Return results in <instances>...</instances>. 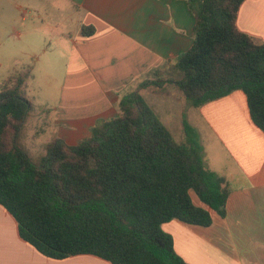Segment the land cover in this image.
Wrapping results in <instances>:
<instances>
[{
    "label": "trees",
    "instance_id": "obj_1",
    "mask_svg": "<svg viewBox=\"0 0 264 264\" xmlns=\"http://www.w3.org/2000/svg\"><path fill=\"white\" fill-rule=\"evenodd\" d=\"M194 18L192 45L169 61L191 107L235 91L264 133V40L241 32L245 0H183ZM81 35L94 34L82 26ZM30 69L0 85V206L20 239L52 260L89 255L110 264H187L162 225L173 220L209 227V211L226 215L233 184L210 171L198 133L182 118L177 142L139 93L123 98L117 118L91 129L75 146L55 139L35 163L19 143L32 109L23 89Z\"/></svg>",
    "mask_w": 264,
    "mask_h": 264
},
{
    "label": "crops",
    "instance_id": "obj_2",
    "mask_svg": "<svg viewBox=\"0 0 264 264\" xmlns=\"http://www.w3.org/2000/svg\"><path fill=\"white\" fill-rule=\"evenodd\" d=\"M51 6L50 11L61 12L63 18L68 13L74 30L59 29L65 20L42 22L46 23L42 43L50 39L61 44L66 71L60 100L52 106L53 132L48 144L61 139L69 146L77 145L94 126L117 118L120 101L131 93L152 103L167 85L154 83L175 70L169 61L192 45L194 18L183 0H55ZM236 25L241 32L264 40V0H245ZM82 26H92L94 34L83 37ZM47 51L51 52L50 48L32 54L35 68ZM55 58L56 54L53 65L58 61ZM44 66L49 76L52 68ZM169 112L176 116L173 109ZM196 112L200 115L196 124L206 126L220 151L213 157L217 164L204 154L205 165L231 182L235 190L228 196L225 217L191 193L194 205L209 211V227L173 220L162 229L172 237L176 253L187 264H264V133L252 123L241 91L207 103ZM30 117L31 112L25 124ZM158 118L164 125L177 121L172 116ZM181 122L179 129L175 128L177 133H182ZM25 139L20 136L19 143L26 146ZM0 264L110 263L89 255L45 258L20 239L15 220L0 206Z\"/></svg>",
    "mask_w": 264,
    "mask_h": 264
},
{
    "label": "rangeland",
    "instance_id": "obj_3",
    "mask_svg": "<svg viewBox=\"0 0 264 264\" xmlns=\"http://www.w3.org/2000/svg\"><path fill=\"white\" fill-rule=\"evenodd\" d=\"M53 3L55 0H0V85L9 75L30 69V76L23 93L24 97L32 104L31 117L24 125L20 136L23 135L26 138V146L21 145L36 164L45 155L44 146L52 138L53 131L50 125V120L54 118L52 106L60 100L61 86L66 73L62 62L64 58H61V53L65 55V51H62L61 44L50 42V39H47V43H42L46 35L44 25L60 19L66 21L59 27L60 30H74L70 24V18L66 15L68 13L63 18L64 15L61 12L52 13L50 11ZM43 21L46 23H42ZM45 48H50L51 52L47 51L35 68L31 56L33 53H41V50ZM55 54L57 56L55 59L58 61L53 65L52 59ZM47 64H50L52 68L49 76L44 73V65ZM160 77L163 79L162 75ZM164 77V80L168 78L176 81L180 78V73L173 70L172 73ZM146 101L154 107L155 113L162 120L171 116L174 119L177 118V121L173 119L172 124L166 123L165 126L171 129L174 139L179 143L185 139L184 133L179 131L177 133L175 130V128L179 129L180 120L182 121L183 118L188 124H194L195 128H193L199 134L203 154H206L210 163L217 164L218 160H214L213 157L216 152L220 153L218 147L213 144L211 134L209 131L207 132L206 126L196 124L200 120V115L195 108L191 107L190 102L185 100L175 84L167 83L162 88V93L155 95L152 103L149 102L150 100ZM46 108L48 109L46 110ZM171 109L175 111V117L169 112ZM50 112L51 114H49ZM179 113L185 114L180 116ZM180 128H182L181 125ZM35 136L39 139H36ZM90 136L91 131L90 134L82 136L78 143L88 140Z\"/></svg>",
    "mask_w": 264,
    "mask_h": 264
}]
</instances>
